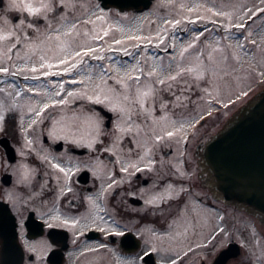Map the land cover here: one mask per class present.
I'll return each mask as SVG.
<instances>
[{
  "label": "flooded vegetation",
  "instance_id": "1",
  "mask_svg": "<svg viewBox=\"0 0 264 264\" xmlns=\"http://www.w3.org/2000/svg\"><path fill=\"white\" fill-rule=\"evenodd\" d=\"M74 1L77 5L69 12H65L68 5L60 4L35 17L9 8L7 0L0 2V36L8 37L0 39V200L8 203L16 216L23 264H264V219L224 203L208 188L198 156L203 144L199 136L194 137V133L190 137L194 142L187 140L176 158L171 159L174 148L162 149L166 155L163 168L154 170L151 156L136 159L135 141L120 142L109 151L110 144L101 140L105 131L99 140L86 134L87 122L84 118L83 124L81 117L89 112L105 123L106 130L119 126V115L100 100L84 92H71L87 80L88 70L83 65L86 50L79 49V59L72 61L71 57L66 66L51 70L48 77L25 69L40 56L69 48L66 43L75 41L76 34L84 39L82 22V28L65 35V45L56 44L61 43L59 33L68 25L59 30L61 20L73 23L88 19L87 7H82L88 0ZM94 1L104 9L99 0ZM258 1L253 12L245 11L241 27L224 14V22L214 16L203 23L186 20L185 26L172 28L171 34L184 39L194 31L233 38L236 32L242 38L240 49L252 54L258 48L254 36L264 30V0ZM105 10L135 12L116 7ZM20 20L25 22L19 24ZM225 43L223 40L222 45ZM171 47L168 52L175 50ZM149 52L165 53L151 47ZM263 88L264 73L231 99L251 100ZM152 90L146 87L133 98L168 101L179 95L168 89ZM98 105L110 110L112 117L108 119ZM165 111L173 116L168 113L170 117L165 116L163 123L180 116L171 107ZM74 115H79V124L73 121ZM150 118L145 117L146 122ZM193 120L197 132L200 120ZM133 121L144 125L140 118ZM75 126L78 130H73ZM26 136L37 139L49 155L38 157L32 152L20 166L18 148L24 146ZM5 140L15 151L13 161L2 145ZM169 182L182 185L185 192L158 202L156 191ZM199 188H205V196ZM227 250L229 258L222 260Z\"/></svg>",
  "mask_w": 264,
  "mask_h": 264
},
{
  "label": "rangeland",
  "instance_id": "2",
  "mask_svg": "<svg viewBox=\"0 0 264 264\" xmlns=\"http://www.w3.org/2000/svg\"><path fill=\"white\" fill-rule=\"evenodd\" d=\"M7 1L10 8V0ZM41 2L49 4L52 11L55 6L64 4L68 5L65 12H69V8L77 5L74 0H16L20 10H14L23 13L25 4L40 6ZM258 2V0H155V4L144 12L116 14L114 10L99 7L97 1L88 0L82 5L87 7L88 19L72 21L73 23L67 22L66 19L61 20L57 27L59 30L68 25L62 30L65 34L59 33L61 43L56 41V44L65 45V35H68L69 30L81 26L82 22H85L83 35L81 33L84 39L81 40L82 38L76 34L75 41L73 39L72 42L66 43L69 48L59 50L51 56H40L36 62L27 64L25 69L48 77L51 70L66 66L71 57L72 61L75 57L79 59L81 55L79 49L83 48V51L91 49L88 55L82 52L86 58L83 65L88 70L87 80L82 86L73 87L71 92H84L89 94V98L100 100L115 115H119V126L117 130H114V127L106 130L105 123L89 112L81 117L83 124L87 122L86 134L89 138L93 136L92 140H99L98 137L103 134L101 131H105L106 137L101 140L110 144L109 151H113L120 142L129 144L135 141L134 150L138 153L136 159L143 156L147 159L151 156L153 169L163 168L162 163L165 162L166 155L162 149L174 148V156H171L173 159L177 154L183 153L185 142L192 141L190 137L194 133V137L199 136L204 143L248 101L240 102L231 98L243 92L264 73L263 29L254 36L258 41V48L252 54H246L240 49L242 38L236 32L233 38H229L192 31L190 35L180 39L176 34H171V29L179 25L185 26L184 24L188 22L186 20L203 23V20L214 19L213 16L224 22L223 19H226L222 17L224 14L227 17L231 16L230 21L239 23L237 26L241 27L245 11L253 12L254 8L259 6ZM46 12L51 11H45L40 15H45ZM223 40L226 47L222 45ZM148 46L153 50L159 48L165 53L149 52ZM168 46H173L171 48L175 50L168 52ZM96 53L104 59H97ZM181 61L185 63H180ZM187 62L190 63L186 64ZM146 87H151L152 92L155 88L157 92L168 89L169 93L178 92L180 96L172 95V99L168 101L145 98L135 100L133 97L144 92ZM190 93H193V96ZM167 107L175 110V114L185 117L179 116L174 121L169 118L167 123H163L165 116H173L165 111ZM135 117L140 118L144 125L141 127L136 125L133 121ZM145 117L151 118L146 122ZM193 119H196V122L200 120L197 132L194 130ZM78 120L79 115H74L73 121L79 124L81 121ZM168 132H172L173 135L169 137ZM202 134L206 135L204 140L201 139ZM56 135L59 137V134ZM25 139L24 146L18 148V156L22 157L20 166L24 164V158L30 156L32 152L38 157L49 155L47 148L36 143L37 139L30 136H26ZM182 188L178 183L169 182L166 187L156 191L154 198L158 202L171 197L178 198L185 192ZM199 192L204 196L206 194L205 188H199ZM187 194L186 192L185 196ZM190 200L192 199L187 203ZM156 238L157 234L153 239ZM255 243L254 241L250 248Z\"/></svg>",
  "mask_w": 264,
  "mask_h": 264
},
{
  "label": "water",
  "instance_id": "3",
  "mask_svg": "<svg viewBox=\"0 0 264 264\" xmlns=\"http://www.w3.org/2000/svg\"><path fill=\"white\" fill-rule=\"evenodd\" d=\"M99 1L104 8L116 7L121 11L137 12L148 9L153 2ZM97 107L108 115V119L112 117L110 110L101 105ZM2 145L13 161V147L6 140L2 141ZM198 156L205 182L218 199L264 219V88L241 105L201 145ZM8 205L0 200V264H23L24 251L17 236L16 216ZM228 258L227 250L222 260Z\"/></svg>",
  "mask_w": 264,
  "mask_h": 264
},
{
  "label": "snow or ice",
  "instance_id": "4",
  "mask_svg": "<svg viewBox=\"0 0 264 264\" xmlns=\"http://www.w3.org/2000/svg\"><path fill=\"white\" fill-rule=\"evenodd\" d=\"M10 8L11 9H16L17 11L20 10L19 5L16 3V0H10ZM23 11H25L28 15L35 17V16H38V15L42 14L45 11H52V8L49 6V4H46V3H43V2H41L40 6H33V4L28 3V4H25L23 6ZM24 22L25 21L20 20L19 24H23ZM29 27H31V24H29ZM9 35H11V34H9ZM7 38H8L7 36H0V39H7ZM90 51H92V50L89 49L88 51H86L84 53V55H88V52H90ZM77 55H79V53H77ZM4 71H7V70L4 69ZM33 71H35V69H33ZM172 79H175V77H172ZM69 95H71V93H69ZM0 120H3L2 116H0ZM167 135L169 137H171L173 135V133L172 132H168ZM61 171H63V169H61ZM173 264H175V262H173Z\"/></svg>",
  "mask_w": 264,
  "mask_h": 264
}]
</instances>
